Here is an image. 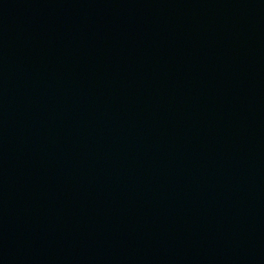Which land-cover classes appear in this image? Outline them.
I'll return each instance as SVG.
<instances>
[{
    "label": "water",
    "instance_id": "obj_1",
    "mask_svg": "<svg viewBox=\"0 0 264 264\" xmlns=\"http://www.w3.org/2000/svg\"><path fill=\"white\" fill-rule=\"evenodd\" d=\"M0 264H264V0H0Z\"/></svg>",
    "mask_w": 264,
    "mask_h": 264
}]
</instances>
